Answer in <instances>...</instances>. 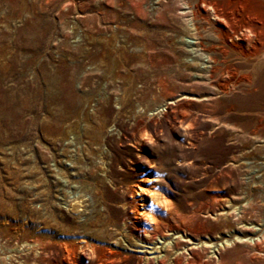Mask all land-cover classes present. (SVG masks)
I'll use <instances>...</instances> for the list:
<instances>
[{"label": "rangeland", "instance_id": "1", "mask_svg": "<svg viewBox=\"0 0 264 264\" xmlns=\"http://www.w3.org/2000/svg\"><path fill=\"white\" fill-rule=\"evenodd\" d=\"M205 2L0 0V264H264V110L213 105ZM143 177L153 244L121 207Z\"/></svg>", "mask_w": 264, "mask_h": 264}, {"label": "bare ground", "instance_id": "2", "mask_svg": "<svg viewBox=\"0 0 264 264\" xmlns=\"http://www.w3.org/2000/svg\"><path fill=\"white\" fill-rule=\"evenodd\" d=\"M205 6L210 9L209 14L203 15L196 8V11L190 12L189 15L194 21L193 28L199 35L198 44L201 50L209 55V84L215 93L226 96L225 99L212 101L213 105L222 102H246L264 110V0H206ZM257 59L262 60L255 63ZM234 88H240L241 94L229 95ZM152 179L143 177L133 183L132 187H129L133 194L132 201L121 205L126 213L125 219L141 234V238L136 239L137 242L147 244H153L151 241L160 232L163 220L173 213L169 200L154 188ZM222 187L228 189L229 183L224 181ZM166 227L169 229L170 225L167 224ZM78 242L92 246L84 238ZM25 245L31 244L25 242ZM162 246L164 249L172 247L170 242H162L160 247L142 245V248L157 252ZM74 247L73 244L70 245L71 250L67 252L72 251ZM143 253L152 252L144 249ZM231 253L237 254L240 250H231ZM173 255L176 253L164 256L157 254L154 257L155 262L150 264H177L180 257ZM185 264L207 263L201 261L200 257L198 259L196 252L192 251L191 258Z\"/></svg>", "mask_w": 264, "mask_h": 264}]
</instances>
